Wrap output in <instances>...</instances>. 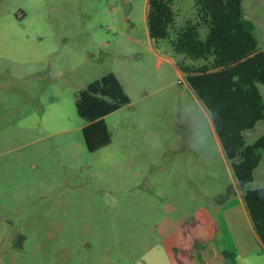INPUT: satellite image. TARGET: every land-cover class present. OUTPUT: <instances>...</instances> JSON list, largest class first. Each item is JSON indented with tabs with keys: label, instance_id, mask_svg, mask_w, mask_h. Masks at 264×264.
Returning a JSON list of instances; mask_svg holds the SVG:
<instances>
[{
	"label": "rangeland",
	"instance_id": "374dc122",
	"mask_svg": "<svg viewBox=\"0 0 264 264\" xmlns=\"http://www.w3.org/2000/svg\"><path fill=\"white\" fill-rule=\"evenodd\" d=\"M193 2L172 1L174 27ZM242 10L263 49L264 0ZM153 45L169 55L167 40ZM149 46L146 0H0V264H173L162 237L198 205L219 227L233 216L235 264H264L207 111ZM109 72L130 103L90 153L75 99ZM263 134L264 119L245 143ZM262 186L264 153L245 189Z\"/></svg>",
	"mask_w": 264,
	"mask_h": 264
},
{
	"label": "trees",
	"instance_id": "16d2710c",
	"mask_svg": "<svg viewBox=\"0 0 264 264\" xmlns=\"http://www.w3.org/2000/svg\"><path fill=\"white\" fill-rule=\"evenodd\" d=\"M173 0H146V25L154 43L167 40L177 68L207 111L224 157L243 190L252 228L264 246V186L245 189L264 153V134L246 144L244 132L264 119V49H258L254 26L242 0H194V16L174 27ZM205 35L201 37L200 30ZM130 103L113 72L80 89L75 109L86 150L96 152L111 142L104 117ZM235 264V254L224 251Z\"/></svg>",
	"mask_w": 264,
	"mask_h": 264
},
{
	"label": "crops",
	"instance_id": "0c3cea01",
	"mask_svg": "<svg viewBox=\"0 0 264 264\" xmlns=\"http://www.w3.org/2000/svg\"><path fill=\"white\" fill-rule=\"evenodd\" d=\"M149 43V50L157 54L154 49V42L150 37ZM157 56L159 62H166L172 66L180 76L184 77L183 73L175 64L171 50L169 51V55L164 54L159 56L157 54ZM195 98L197 99L196 96ZM234 185L237 198L236 203L246 215L247 221L251 225L243 202V190L238 186L237 182H235ZM192 197L200 199V191H193ZM231 208L232 207L225 208L224 211H228ZM229 215L227 219L223 217V220H220L221 227L218 226L219 221L212 215L208 208L202 207L201 205L197 206V209L193 211L190 218L185 219L182 217L180 220L182 225L179 226L176 232L167 233L162 237L164 240L163 247L174 259L173 264H228V260L224 257L223 252H232L236 257L238 250H240V248L242 249L245 245L242 233L233 230V216H231L230 212ZM252 231L255 235L256 243L261 245L264 249L263 244L256 236L254 230ZM236 238L239 240L240 247H237L234 243Z\"/></svg>",
	"mask_w": 264,
	"mask_h": 264
}]
</instances>
